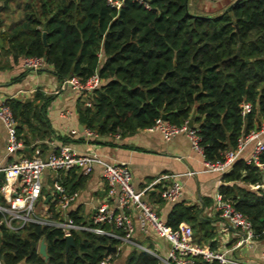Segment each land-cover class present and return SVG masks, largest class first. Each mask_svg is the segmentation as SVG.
I'll return each mask as SVG.
<instances>
[{"label": "trees", "instance_id": "obj_1", "mask_svg": "<svg viewBox=\"0 0 264 264\" xmlns=\"http://www.w3.org/2000/svg\"><path fill=\"white\" fill-rule=\"evenodd\" d=\"M2 1L0 13L8 11ZM11 2L10 12H19V16L0 36L14 58L43 56L60 80L70 75L85 80L98 72L102 82L90 97L91 104L78 100L76 105L83 127L126 137L163 114L178 125L194 114L204 158L215 160L235 147L240 135L264 120V0H239L216 14L191 12L188 0H145L148 6L138 0H121L119 8L107 0H8L9 5ZM51 99L37 90L29 99L5 100L16 119L18 136L30 145L23 149L26 156L32 155L35 139L44 151L48 147L44 139L52 138L46 115ZM244 100L251 103V110L242 116ZM58 138L72 141L67 136ZM260 161L264 163V152ZM67 171L72 178L60 176L67 188L83 184L86 174ZM222 180L218 189L223 197L247 215L255 239H264V166L239 157L222 174ZM157 200L164 199L159 196ZM71 215L85 222L77 213ZM181 221L192 226L196 242L216 249L212 240L216 225L198 203H172L165 222L175 228ZM141 236L137 233L140 242L153 247V242L147 243ZM0 238L5 264H97L106 245L118 243L105 234L77 230L74 245L66 247L59 228L36 223L26 224L19 232L3 226ZM40 239L47 243L46 259L35 248L31 250V241ZM121 251H126L123 264H160L158 257L139 247L125 245L118 254Z\"/></svg>", "mask_w": 264, "mask_h": 264}, {"label": "built area", "instance_id": "obj_2", "mask_svg": "<svg viewBox=\"0 0 264 264\" xmlns=\"http://www.w3.org/2000/svg\"><path fill=\"white\" fill-rule=\"evenodd\" d=\"M148 6L145 0H138ZM119 8L121 0H107ZM24 65L32 70H38L47 64L43 56H25ZM102 79L97 71L91 73L85 80L76 75H70L62 80L65 87L83 99L85 105L91 104L90 97L99 87ZM241 115L245 116L251 110L249 101L240 104ZM0 122L5 129L6 154L12 156L10 160H0V228L19 232L26 224L36 223L59 228L63 236H73L77 230H88L97 234H105L118 240L115 251L105 252L97 264H113L118 252L125 246H136L150 252L160 259V264H247L245 261L230 256L227 249H212L197 243L194 239L192 226L181 221L177 227L172 228L160 216L157 207L149 200L147 194L153 184L169 175L164 174L141 188H136L132 182V173L128 163L124 161H109L93 149L80 150L69 142L55 143L46 141L47 149L42 150L40 145L32 148V155L23 154L27 147L23 139L18 136L17 122L12 109L4 100L0 101ZM146 131H159L165 140L183 133L190 142L192 149L203 156L200 171H213L223 174L234 161L241 157L250 143V153L244 157L247 163H255L261 167L260 155L264 152V120L259 127L252 128L237 139L235 147L227 149L220 158L207 160L204 158L203 147L200 143L198 127L188 125V120L181 124H174L162 117L155 119L152 125L144 128ZM72 133H78L76 128ZM82 134L86 139L97 138L101 135L95 129L84 127ZM108 136L119 139V133H108ZM100 168V174L107 184V197L93 204L91 213L85 222L77 221L71 215V206L79 196L78 189H69L63 183L56 182L53 186L52 203L55 206L40 205V196L43 197V174L50 171L56 175L60 171L75 169L83 174H90ZM198 170H189L186 173H195ZM183 194V184L178 179L165 183L159 190L162 199L174 203ZM45 197V196H44ZM214 207L223 220V229H234L239 237L233 247L244 245L251 248L255 241V232L250 219L234 204L225 199L220 191L214 196ZM114 227L115 229L107 228ZM264 232V224L262 227ZM137 233L145 237H158L167 243L165 255H159L153 247L137 239ZM41 240V239H40ZM36 242V251L39 253ZM111 244V243H108ZM40 254V253H39ZM41 255V254H40ZM42 256V255H41ZM0 264H5L1 254L0 238Z\"/></svg>", "mask_w": 264, "mask_h": 264}, {"label": "crops", "instance_id": "obj_3", "mask_svg": "<svg viewBox=\"0 0 264 264\" xmlns=\"http://www.w3.org/2000/svg\"><path fill=\"white\" fill-rule=\"evenodd\" d=\"M12 3L9 5L8 0L6 4L4 0L2 1V4L7 6L8 11L0 13V17L1 14L7 13L10 18L5 19L2 17L4 21L0 20V31H3L4 28L18 18L12 17L10 12ZM24 57V55H18L14 58L8 43L2 35L0 36V101H5L7 98L29 99L37 90L51 95L52 99L46 108V115L53 128V134L52 138L44 139L46 146V141L53 140L55 143H60L61 139L58 137L67 136L72 140L70 144L80 150L84 151L91 148L109 161H124L129 165L132 182L136 188H141L155 181L161 175L168 174L167 178L156 181L147 194V197L157 207L160 216L164 220L172 203L157 200L160 196L159 190L163 184L170 182L172 179H178L183 184V194L178 201H184L187 204L198 203L202 207L203 214L211 220V223L216 225V234L212 238L216 249H227L230 256L241 259L247 264H251L253 258L258 257L254 251L256 239L251 248L244 245L233 247L239 234L231 228L221 230L224 222L214 207V196L219 191V185L223 183L222 174L213 171H200L203 166V156L192 149L185 134L180 133L169 140H165L159 131L150 132L143 128L132 135L120 137L119 139L108 136V133L100 136V138L105 137L102 139H86L82 134L85 126L83 128L80 126L82 124L78 121L76 106L78 100L83 103V99L65 87L62 80L52 73L50 66L46 65L42 69L34 71L24 65ZM73 128H76L78 133H72L71 129ZM5 136V129L0 122V160H10L12 158V156L7 157L6 154ZM39 143L40 140L35 139L31 145L35 146ZM29 147L30 145H27L26 149L28 150ZM251 148L252 144L250 143L246 146L241 157L244 158L248 155ZM189 170L198 171L190 174L186 173ZM69 172L60 171L56 175L50 171L44 172L43 198L40 199V205L50 208L55 206V203L51 201L52 191L46 193L45 188H48L51 182L53 185L56 182H61V175L68 174L72 178V172ZM77 173L75 170L74 174ZM238 183L242 184V182ZM243 185L251 188L258 186ZM76 189L79 190V196L71 206L70 211L71 213H77L81 221H86L91 213L92 205L107 197V184L100 174V168L96 167L94 172L86 174L83 184ZM206 198L209 199L207 204L204 203ZM141 238L147 243L153 242V249L159 255H165L168 246L165 241L154 237V235L152 238L145 236H141ZM201 245L210 247L209 243H202Z\"/></svg>", "mask_w": 264, "mask_h": 264}, {"label": "rangeland", "instance_id": "obj_4", "mask_svg": "<svg viewBox=\"0 0 264 264\" xmlns=\"http://www.w3.org/2000/svg\"><path fill=\"white\" fill-rule=\"evenodd\" d=\"M233 0H214V1H208V0H188V7L189 10L193 13H200V14H216L218 12H222V10H225V8L231 3ZM14 6V3L11 4ZM12 13L13 18H17L19 16V12ZM11 15V14H10ZM1 17L3 18H10L7 13L1 14ZM104 135H99V139L105 138L101 137ZM96 138V139H97ZM53 184L52 182L50 183V186L48 188H45L46 193H49L53 191ZM42 195L40 196V199H42ZM40 200H38L36 203H38ZM256 246L254 248V251L258 257L253 258L254 260L251 261V264H258V263H263L264 262V239L262 240H256L255 241ZM151 248V247H150ZM152 249V248H151ZM148 252V251H147ZM150 253V252H148ZM120 254V253H119ZM117 255L116 258V264H123L124 263V258L126 251H121L120 255ZM151 254V253H150ZM153 255V254H152Z\"/></svg>", "mask_w": 264, "mask_h": 264}, {"label": "water", "instance_id": "obj_5", "mask_svg": "<svg viewBox=\"0 0 264 264\" xmlns=\"http://www.w3.org/2000/svg\"><path fill=\"white\" fill-rule=\"evenodd\" d=\"M239 0H233V2H231L226 8L225 10H228L230 8H232ZM7 0H4V3L6 4ZM44 28V27H43ZM42 38L43 41L45 42V33L43 31L42 33ZM163 119H166V115H162ZM102 121H100L101 123ZM194 123V114L191 115V117L188 119V125L189 126H193ZM81 128H83L82 125H80ZM3 177V171L0 172V179ZM66 240V247H68L69 245H74V238L73 236H66L65 237ZM36 247V242L35 241H31V250L34 249ZM116 247L115 245L112 244H107L106 245V252L108 251H115ZM38 250L39 253L46 259L47 258V243L44 239H41L38 245Z\"/></svg>", "mask_w": 264, "mask_h": 264}]
</instances>
